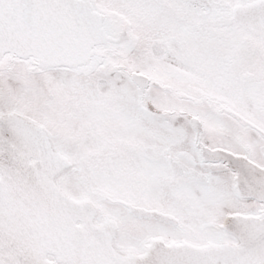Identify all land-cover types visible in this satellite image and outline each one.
<instances>
[{
	"label": "snow or ice",
	"instance_id": "1",
	"mask_svg": "<svg viewBox=\"0 0 264 264\" xmlns=\"http://www.w3.org/2000/svg\"><path fill=\"white\" fill-rule=\"evenodd\" d=\"M0 264H264V0H0Z\"/></svg>",
	"mask_w": 264,
	"mask_h": 264
}]
</instances>
